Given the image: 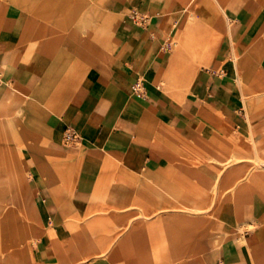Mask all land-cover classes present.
I'll return each mask as SVG.
<instances>
[{
  "label": "crops",
  "instance_id": "obj_1",
  "mask_svg": "<svg viewBox=\"0 0 264 264\" xmlns=\"http://www.w3.org/2000/svg\"><path fill=\"white\" fill-rule=\"evenodd\" d=\"M81 4L106 12L96 19L112 27L117 58L44 96L39 88L58 79H43L29 40L62 37L73 52L81 37L71 42V21L45 13ZM135 10L148 21L137 24ZM188 14L209 25L206 41L165 50ZM19 107L45 127L17 146L36 214L10 205L34 263L264 264V0H0V110ZM68 126L74 142L64 139ZM6 148L0 138L2 180ZM232 158V186L222 176L217 184L233 194L210 205L214 166ZM195 183L207 193L196 227L193 213L178 211L194 208ZM195 230L203 237L192 238Z\"/></svg>",
  "mask_w": 264,
  "mask_h": 264
},
{
  "label": "rangeland",
  "instance_id": "obj_2",
  "mask_svg": "<svg viewBox=\"0 0 264 264\" xmlns=\"http://www.w3.org/2000/svg\"><path fill=\"white\" fill-rule=\"evenodd\" d=\"M41 9L43 11L46 10L45 7H42ZM57 13L61 16L65 15V17H68L72 23V31L70 32L71 42L75 44L74 39L78 40L81 37V44L76 46L73 52H69L64 47L66 39H63L62 37L58 38L51 36L49 38L29 40L34 42L36 46L38 44L40 47V53L34 55L33 62L36 69L42 74L43 79L48 77L58 79L56 83L51 86H41L39 88V91L43 93L44 96L50 94V92H57L61 82L64 80L63 78L68 80L74 78V75L77 76L80 74L84 77L89 71L91 63L94 61L102 60L113 64L117 58V54L115 53L117 40L111 31L112 27L106 24L107 21L99 24L96 19L97 16H101L102 20L105 19L106 12L104 10L101 11L99 7L81 4L59 7V9L56 7V10H48L45 14H48L50 17ZM197 19H201V16L196 17L194 14H188L186 16V20H188V22L178 24V31H176L175 34H173L165 43L164 49L174 53L176 48L183 46H200L201 41L205 42L206 39H202L201 36L203 30L208 29L209 25L205 22H197ZM176 34H180L182 41L179 40V36L176 37ZM217 44V40H214L210 43L209 48L213 49L214 47L216 50ZM63 54L66 55V61L63 65L65 68L63 73L60 74L61 72L58 71L60 65L59 58ZM171 62L172 60L169 65ZM201 65L208 64L203 62L199 63V67ZM171 77L172 79H166L167 83L176 79L175 76ZM68 83L70 84V81H68ZM165 89L170 94L168 85L166 84ZM174 89L177 92L181 90L184 94V91H182L183 87H175ZM187 92H185V94ZM246 105L248 104L246 103ZM25 110L26 108L21 110L20 107L11 109L8 108V110L3 111L0 110V138L7 146L3 153V160L6 163V167L4 169L6 179L2 180L0 176V264H37L27 256L26 242L29 237L28 231L21 227V219L17 215L10 212V205L17 203L18 205L24 207V209L27 206L29 208L32 207L31 211L33 214H36V210L28 203L27 187L24 179L25 162L19 160L17 155V146L26 144L30 137L37 141L39 134L45 131V127L42 122V116L37 111L33 110L32 113L30 111L26 113ZM20 124H23V131H19L17 128ZM210 158L215 162H220L214 157ZM233 163L234 160L232 158L231 160L223 163L221 166H214V172L211 174L213 181L210 184L209 189V193L213 194L210 205L216 202L215 200L217 198L221 199L223 197L227 198L228 196H232V187L231 190L228 191L229 194H227L228 192L223 193V191L219 189L217 181L222 176V180L225 179L227 182L231 181L232 186V175H230V173H232V170L235 169L232 166ZM1 171L2 170L0 169V173ZM241 171L247 172L244 169ZM11 190H15L16 196H10ZM206 195V189L202 188L200 183H195L194 208H189L186 207L185 204H182L178 210L193 213L192 222L194 223V227L197 226L198 220L196 213L202 212V206L206 203V200L203 202L201 200L205 199ZM22 215L26 220L31 221L32 216L30 213H26L25 211ZM177 216L178 215L168 214L163 216V218H165L166 222L169 223V221H176ZM197 232V230L193 231L192 238L203 237V234L199 235ZM177 233V236L182 238L185 237V231H179Z\"/></svg>",
  "mask_w": 264,
  "mask_h": 264
},
{
  "label": "built area",
  "instance_id": "obj_3",
  "mask_svg": "<svg viewBox=\"0 0 264 264\" xmlns=\"http://www.w3.org/2000/svg\"><path fill=\"white\" fill-rule=\"evenodd\" d=\"M148 16L147 15H143L141 13H139L137 10L133 11L132 13V19L137 23V24H142V23H146L148 21ZM144 84L143 81L141 80H137L134 84H133V91L134 94L137 96H142L144 93ZM64 139L66 140V142H74L76 141V139H78V133L76 132V130L72 127V126H68L65 131H64Z\"/></svg>",
  "mask_w": 264,
  "mask_h": 264
},
{
  "label": "bare ground",
  "instance_id": "obj_4",
  "mask_svg": "<svg viewBox=\"0 0 264 264\" xmlns=\"http://www.w3.org/2000/svg\"><path fill=\"white\" fill-rule=\"evenodd\" d=\"M131 89H132V91H133V85H132V88H131Z\"/></svg>",
  "mask_w": 264,
  "mask_h": 264
}]
</instances>
